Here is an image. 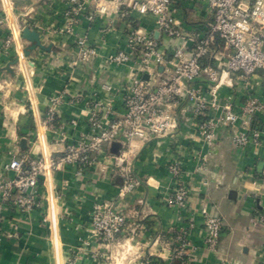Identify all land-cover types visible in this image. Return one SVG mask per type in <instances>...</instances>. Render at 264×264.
Masks as SVG:
<instances>
[{"label": "crops", "instance_id": "0c3cea01", "mask_svg": "<svg viewBox=\"0 0 264 264\" xmlns=\"http://www.w3.org/2000/svg\"><path fill=\"white\" fill-rule=\"evenodd\" d=\"M131 1L87 0L74 34H67L61 29L70 0H8L6 4L0 0L1 14L2 7H7V24L20 29L19 46L5 49L10 31L8 25L0 26V175L11 174L5 164L17 149L48 156L87 132L86 101L111 100L117 113L123 111L121 96L130 68L107 64L105 58L125 47L130 28L154 30L153 16L116 11V5L127 9ZM98 5H105L107 12L99 13ZM176 17L183 32L203 34L212 14L200 0H177ZM24 26L36 29L49 49L37 48L22 58L20 49L23 52L28 45L21 36ZM76 37H84L97 56L74 64ZM159 39L168 54L174 42ZM220 52L216 49L206 61L221 68ZM27 78L32 95L26 90ZM231 81L234 86L223 83L219 94L233 96L238 104L241 85H235L234 78ZM253 91L264 96L262 76L256 78ZM54 94L64 96L56 108L63 128L49 129L38 120L45 116ZM255 124L263 130L257 144L235 147L230 128L221 126L213 146L206 148L198 138L195 120L184 118L175 134L135 142L122 152L121 142H112L80 175L75 164L45 174L39 181L38 207L29 214L3 208L0 264H172L174 230L185 228L194 248L188 264H264V223L257 220L264 213V115ZM21 138L26 139L25 149L20 148ZM204 153V167L197 169ZM119 157L124 159L121 163ZM173 159L180 160L187 171L189 193L184 208L168 207L162 200L172 186L167 166ZM127 175L135 184L120 195ZM96 202H109L126 216L124 229L111 244L102 243L90 230L89 214ZM203 211L223 220L215 250L204 245Z\"/></svg>", "mask_w": 264, "mask_h": 264}, {"label": "built area", "instance_id": "2783aa9c", "mask_svg": "<svg viewBox=\"0 0 264 264\" xmlns=\"http://www.w3.org/2000/svg\"><path fill=\"white\" fill-rule=\"evenodd\" d=\"M86 1L70 0L71 5L63 11L61 31L74 34ZM200 1L212 14L203 34L183 32L176 17L177 0H132L127 9L116 5L121 15L131 10L154 18V30L130 28L125 47L105 58L107 64H128L130 68L127 87L121 96L123 111L117 113L111 100L86 101L88 130L77 140L65 143L48 156L37 157L18 149L11 152L5 164L11 174L0 175V218L5 206L21 214H29L38 207L41 203L39 181L45 174L60 170L65 164H75L76 175H80L95 163L98 152L112 142H121L122 152L124 146L129 149L135 142L175 134L184 118L195 120L198 138L206 148L213 146L221 126L230 128V141L235 147L259 142L263 130L255 122L264 115V96L255 94L253 88L258 76L264 78V0ZM6 9L2 7L0 26L8 25ZM97 10L106 13L107 7L98 5ZM8 28L10 34L3 43L5 49L11 44L19 46L20 29L11 23ZM159 36L174 42L168 54L162 50ZM74 44V64L88 62L98 54L84 37H76ZM216 49L221 50L220 56L224 57L221 68L206 61ZM19 55L24 56L21 49ZM213 58L219 60V56ZM231 78L235 85H241L238 104L233 96L219 94L223 83L234 86ZM103 88L109 90L106 84ZM26 90L32 95L29 78ZM62 98V94L51 96L45 116L38 120L41 126L63 128L56 118L57 104ZM70 122L75 124L74 119ZM123 160L119 157L117 162ZM204 161L205 153L197 169L204 167ZM167 167L173 182L162 196L163 203L171 208H184L189 193L185 182L187 171L178 159L171 160ZM134 184L129 175L125 176L119 194L133 189ZM203 212L204 245L215 250L223 220L218 215ZM89 217L91 232L105 244L113 243L126 223L125 214L109 202L94 203ZM257 220L264 223V213L258 214ZM193 249L188 230H174L170 261L188 264Z\"/></svg>", "mask_w": 264, "mask_h": 264}, {"label": "water", "instance_id": "95a60500", "mask_svg": "<svg viewBox=\"0 0 264 264\" xmlns=\"http://www.w3.org/2000/svg\"><path fill=\"white\" fill-rule=\"evenodd\" d=\"M157 35V33H155V36ZM21 36L23 39H25L26 41H28V45L23 49V55L27 56L31 51L40 48V49H44V50H48L49 46H45L41 40H40V34L36 29L30 28L28 26H24L21 29ZM17 56L12 60L11 63H14L17 61ZM6 70L11 71V69L9 68V66L5 67ZM161 69V68H159ZM144 77L146 78L147 75L145 74ZM26 146V139L25 138H21L20 139V148L21 149H25Z\"/></svg>", "mask_w": 264, "mask_h": 264}, {"label": "trees", "instance_id": "16d2710c", "mask_svg": "<svg viewBox=\"0 0 264 264\" xmlns=\"http://www.w3.org/2000/svg\"><path fill=\"white\" fill-rule=\"evenodd\" d=\"M220 45V44H219ZM162 263V262H161ZM179 263V261L178 260H174L173 262H172V264H178Z\"/></svg>", "mask_w": 264, "mask_h": 264}]
</instances>
